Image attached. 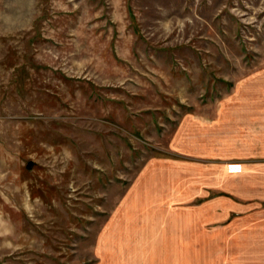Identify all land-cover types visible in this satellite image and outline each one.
<instances>
[{
  "label": "rangeland",
  "instance_id": "rangeland-1",
  "mask_svg": "<svg viewBox=\"0 0 264 264\" xmlns=\"http://www.w3.org/2000/svg\"><path fill=\"white\" fill-rule=\"evenodd\" d=\"M0 264H264V0H0Z\"/></svg>",
  "mask_w": 264,
  "mask_h": 264
}]
</instances>
